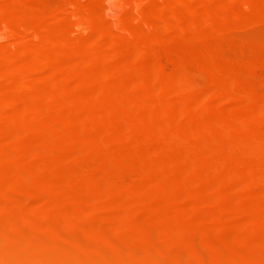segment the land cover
<instances>
[{
	"label": "bare ground",
	"instance_id": "obj_1",
	"mask_svg": "<svg viewBox=\"0 0 264 264\" xmlns=\"http://www.w3.org/2000/svg\"><path fill=\"white\" fill-rule=\"evenodd\" d=\"M0 264H264V0H0Z\"/></svg>",
	"mask_w": 264,
	"mask_h": 264
}]
</instances>
